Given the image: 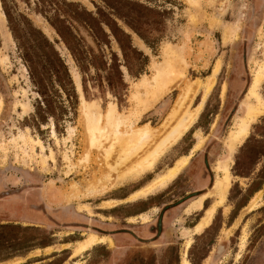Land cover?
Masks as SVG:
<instances>
[{"label": "rangeland", "instance_id": "obj_1", "mask_svg": "<svg viewBox=\"0 0 264 264\" xmlns=\"http://www.w3.org/2000/svg\"><path fill=\"white\" fill-rule=\"evenodd\" d=\"M53 1L46 13L39 9L38 0H7V4L14 19L24 23L28 19L54 43L70 69L79 105L75 115L60 121L59 129L52 118L44 122L36 116L40 97L0 0L4 15V26H0V185L9 192L27 188L22 196L31 199L36 208H43L51 218L39 222L0 217V260L29 255L23 264H36L69 252L76 257L67 260L69 264H264V114L251 123L247 135L231 152L227 147L242 109L246 104L257 105L255 99L248 101L247 95L254 83L253 74L264 61V0H176L173 5L165 0H137L168 13L163 38L155 48L148 47L119 21L132 35L133 45L149 58L145 73L139 78L122 67L128 84V94L122 101L91 82L84 92L75 61L49 22L60 10L58 14L70 21L74 34L99 54L90 30L62 2L79 4L95 14L103 2ZM104 50L111 62V50ZM112 51L122 59L116 43ZM159 71H163V91L155 98L152 87L142 85L144 81L151 82ZM261 82L257 95L264 101V78ZM197 86L196 94L191 93ZM85 108L100 114V126L109 128L105 137L100 135L98 144L92 143ZM111 109L122 119L117 127L105 119ZM198 109L189 129L161 152L160 143L172 126ZM138 131L150 135L126 156L124 141ZM147 156L151 159L150 168L138 171ZM184 158L187 164L164 188L137 195ZM195 167L194 180L189 173ZM222 167L230 176L225 199L216 207L209 226L197 231L207 210L218 201L214 189L224 176ZM200 176H209L203 185L213 187L195 201L207 195L203 207L195 210L204 211V215L191 228L198 217L190 214L194 210H188L195 202L186 207L193 191L203 186ZM207 199L214 201L204 209ZM148 203L159 207L142 218L128 219L138 215L139 207ZM174 204L181 205L165 218L159 236L148 233L147 227L157 221L162 209ZM8 209L13 215L18 214V208ZM105 212L112 214L108 217ZM75 221L87 228L75 229ZM93 224H110L113 234H121L113 236V243L108 236L91 233ZM140 230L145 234H140ZM95 237L99 239L95 244L77 252L81 244ZM68 239L83 240L59 252L69 247L61 245ZM106 242L111 244L109 250H91ZM49 244L53 247L41 250ZM21 261L17 258L0 264Z\"/></svg>", "mask_w": 264, "mask_h": 264}, {"label": "trees", "instance_id": "obj_2", "mask_svg": "<svg viewBox=\"0 0 264 264\" xmlns=\"http://www.w3.org/2000/svg\"><path fill=\"white\" fill-rule=\"evenodd\" d=\"M1 1L9 28L40 97L36 116L44 122L52 118L56 128L59 129L60 121L68 118L70 114L75 115L79 105V93L70 69L56 50L54 43L41 30L33 27L28 19H25L26 23L14 19L7 0ZM101 1L104 5L97 6L96 14L79 4L62 2L72 9L74 18L80 20L90 30L99 54L87 48L82 39L74 34L70 21L58 14L60 10H56V17L49 22L71 53L82 75L84 92L87 83L91 82L101 90L107 89L122 101V98L128 94V84L125 82L122 67H125L131 76L139 78L145 73L149 58L133 45L132 35L123 29L119 21L132 30L148 47L155 48L163 38L162 29L168 12L137 0ZM145 1L151 3L156 0ZM49 2L54 1L38 0L39 9L43 13H46ZM175 2L176 0H165V3L170 5ZM113 43L118 45L122 59L112 51ZM105 48L111 50V62L107 60Z\"/></svg>", "mask_w": 264, "mask_h": 264}, {"label": "bare ground", "instance_id": "obj_3", "mask_svg": "<svg viewBox=\"0 0 264 264\" xmlns=\"http://www.w3.org/2000/svg\"><path fill=\"white\" fill-rule=\"evenodd\" d=\"M1 11L2 10H1V6H0V26L3 27L4 26V19H3L4 15H3V13ZM162 73H163V71H161V73L159 71L158 75L153 80L150 79L151 82L144 81L143 85H142L144 87L147 86V85L151 86L152 87V90H151L152 93L151 94L155 98H156V96L158 94H161V92L163 91V87L160 84L161 83L160 74H162ZM164 74H165L164 77H166V73H164ZM253 75H254L253 76L254 77V81H253L254 83H253L251 89L248 92L247 100L251 101L252 99H255L257 101V105L246 104L245 105V109L244 108L242 109V113H243L241 115L242 117H240L237 120L235 128L231 132V134H230V136L228 138V141H227V147L229 148L230 152L247 135V131L250 128L251 123H254L260 116H262L264 114V101L260 98V96L257 95V90L259 88V85H260V83H262L261 81L264 78V61H263V63L261 65L258 66V69L255 71V74H253ZM77 84L80 87L79 78L78 77H77ZM147 89H150V88L147 87ZM192 89L193 90L190 89L191 90L190 92L194 93V92H197L199 87L197 86V87L192 88ZM190 92H188V93H190ZM194 94H196V93H194ZM182 106H180L179 109L182 108ZM0 110H1V107H0ZM198 111H199V109L193 115H190V116H187V117H182L180 119V121H178L176 123L175 126H172L173 128H172V131L170 132V134L163 141H161V143H160L159 150H161V152L163 150H165L169 145H171L172 143L177 141L189 129V127L192 124L193 119H194L195 115H197ZM85 118H86L85 122L87 121L88 131H89V133L92 134V137H93V138L91 137L92 138V143L95 142V144H98L100 135H102L101 137H105L104 134L107 133L109 128L107 126V128L105 129V127L100 126L101 115L97 114V113H93L89 108H85ZM105 119L109 122V124H113L114 127H117L116 125L121 123V121H122V119L119 118V116L117 115V112L114 109H111L108 112V114L105 116ZM115 135H117V134H115ZM149 135L150 134L147 133V132H141L140 133L138 131V132H135L134 136H132L131 138L125 140L124 141V153H125V155L129 156L131 153H133V151H136L143 144V141L146 139V137L149 136ZM21 137H20V139H22ZM99 143H100V141H99ZM105 144H108V143H105ZM156 154H159V152L157 151ZM151 155H153V154H151ZM148 157L149 156L146 157V160H144L145 162H142L141 165L137 164V165H140V166H138V171L144 170L145 168H150L151 165H149V162L151 161V159H150V157L149 158ZM152 158H153V156H152ZM186 164H187V159L186 158L180 160L173 168H171L165 174H163L161 176H158L151 183H149L146 187L140 189L137 192V195L145 196V195H148V194H150V193H152V192H154V191H156L158 189L164 188L168 183H170L172 180H174L176 178V176L181 172V170L184 168V166ZM221 169L224 171V176H223V178H220L217 181L215 189H214V192L216 193V195L218 197V201L216 203H214V205L209 210H207L206 216L202 219V221L196 227L197 231H201L205 227L209 226L211 218H212V216H213V214H214V212L216 210V207L221 205V203L225 199V194H226L227 189L229 187V177L230 176H229L228 171H227V169L225 167H222ZM133 171H135V170L133 169ZM51 192H52V189L47 191L46 194H47L48 197L50 196ZM205 196H207V195H205ZM205 196L201 197V199H199L192 206H190V209L188 210V212H190L192 210L201 209L203 207V201L206 198ZM98 240L99 239L96 238V237L95 238H91V240L86 241L85 243L81 244V246L78 248L77 252H81L84 249L92 246Z\"/></svg>", "mask_w": 264, "mask_h": 264}, {"label": "flooded vegetation", "instance_id": "obj_4", "mask_svg": "<svg viewBox=\"0 0 264 264\" xmlns=\"http://www.w3.org/2000/svg\"><path fill=\"white\" fill-rule=\"evenodd\" d=\"M196 168L197 167L192 169V171H190V173H189L191 175V177H193L192 179H194V180L196 179V175H195ZM200 177L202 178V180H201L202 185L204 183L208 182L207 179H208L209 176H206L205 178L202 177V176H200ZM26 189L27 188H23V189H20L19 191L9 192V191L2 190V187L0 185V217L13 218V219L17 218V219H21L23 221H33L34 220V221H39V222H45L46 220H51L50 216L48 215V213L43 208H41V207L36 208L35 207L36 204L33 201H31V199L25 198V197L22 196L23 192ZM210 189L208 188V185H203L199 189L193 191V193H192L193 195H191V197H190V200L191 199L192 200L187 205L186 209L188 208V206L192 202L197 200L201 195L207 193ZM209 199H211V198H209ZM209 199H207L205 201L204 209L208 208L212 204V202L214 201V200H212V202H210ZM150 205H151L150 203H148L147 205H141L139 207V214L135 215V216H129L128 219H131L133 217L135 218L137 216H139V218H142L141 217L142 215H147V213L149 211L154 210L155 207H159V206H157L156 203L153 204L154 206H150ZM180 205L181 204H177V205L174 204V205H171L170 207H168L167 209H162V212L160 213L157 221H155V223H152V224H150L147 227L148 228V229H146L147 232L151 233L153 236H159V234H160L159 231L163 229V223H164L165 218H167L168 215H170V211L171 210L173 211L174 209H176ZM10 207L18 208V214L17 215H13L12 212L8 209ZM111 214H112L111 212H105V215L108 216V217H110ZM191 215H193L195 217H198V219H196V218L194 219L196 222L191 227V228H193L198 223V221L202 218V216L204 215V211H197V212H194ZM106 219H108V218H106ZM150 222H152V220L151 221H147L145 223H150ZM14 223L15 224H22V222H14ZM145 223L141 222L142 225H144ZM23 224H26V223L24 222ZM75 224H77V225L73 226L75 229H82V228L86 229L87 228V227L80 226L81 223H79V222L75 221ZM212 224H213V221H212ZM212 224L210 225V227L212 226ZM109 226H110V224H109ZM109 226L97 227V225L93 224V226H91V228H90V232L91 233H95V234H97L99 236H108V237H110L112 239V241L114 243L113 236L119 235L121 233L113 234L112 230H111V228ZM209 228H207V229H209ZM161 233H164V232H161ZM140 234L144 235L145 231L143 232V230L142 231L140 230ZM140 234H139L140 238L142 240H146V239L142 238L143 236L140 235ZM81 240H83V239H80V240L79 239H68V240H65V241H63V243L61 245H69V247L61 249L60 251L58 249H56L55 252H57V251H59V252L63 251L64 252V251L70 249V246H72V244H76V243H78ZM48 247H53V246L51 244H49V245H46V246L42 247L41 250L46 251V248H48ZM99 247L100 248H105L104 250H109V248H111V244L109 242H106V243H103V244H99V245L93 247L91 250H93L94 248H96V250H97V248H99ZM89 251H87V252H89ZM87 252H85V253H87ZM17 258H21L22 261L19 264H23V263H26L30 259V256L29 255H25V256H22V255L11 256V257H7V258H4V259H1L0 263H5V262H8V261H12V260H15ZM75 258L76 257H72V254L70 255L69 252H66L63 255H53L51 257L39 260V261L34 262V263H36V264H69L67 262V260H73ZM73 263L77 264L74 261H73ZM27 264H30V263H27Z\"/></svg>", "mask_w": 264, "mask_h": 264}, {"label": "crops", "instance_id": "obj_5", "mask_svg": "<svg viewBox=\"0 0 264 264\" xmlns=\"http://www.w3.org/2000/svg\"><path fill=\"white\" fill-rule=\"evenodd\" d=\"M195 201H196V200H195ZM195 201H194V202H195ZM194 212H197V211L194 210V211H192L190 214H193Z\"/></svg>", "mask_w": 264, "mask_h": 264}]
</instances>
